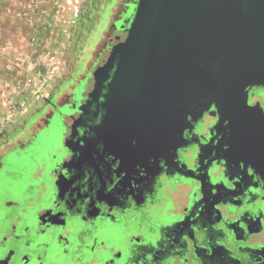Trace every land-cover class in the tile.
Returning a JSON list of instances; mask_svg holds the SVG:
<instances>
[{"label": "flooded vegetation", "instance_id": "1", "mask_svg": "<svg viewBox=\"0 0 264 264\" xmlns=\"http://www.w3.org/2000/svg\"><path fill=\"white\" fill-rule=\"evenodd\" d=\"M135 3L82 0L56 84L0 131V264H264V85L105 139L92 74Z\"/></svg>", "mask_w": 264, "mask_h": 264}, {"label": "water", "instance_id": "2", "mask_svg": "<svg viewBox=\"0 0 264 264\" xmlns=\"http://www.w3.org/2000/svg\"><path fill=\"white\" fill-rule=\"evenodd\" d=\"M92 77L105 139L116 128L170 134L211 103H244L264 85V0H136Z\"/></svg>", "mask_w": 264, "mask_h": 264}, {"label": "rangeland", "instance_id": "3", "mask_svg": "<svg viewBox=\"0 0 264 264\" xmlns=\"http://www.w3.org/2000/svg\"><path fill=\"white\" fill-rule=\"evenodd\" d=\"M14 1L15 4L11 7L0 10L5 23L2 26L4 30L0 31V116L6 106L3 94L16 92L18 101H23L28 90L24 85L25 79L28 75L37 76L45 72L43 65L49 64V59H53V63H50L53 64L50 68L53 78L49 86L56 84L55 81L62 73L61 69H64V60L60 59L61 48L69 38L71 25L79 15L82 0H18L20 3ZM82 17L86 18V15H82L81 20ZM106 21L100 22L98 30L91 36L87 34L89 21L79 26L81 32L85 27L88 38L93 40L90 57L100 45L99 31L104 30ZM91 60L92 58L87 59V63ZM63 90L62 94L67 88ZM29 104V110H32L38 103ZM20 124H23V121L17 120L15 126L19 128ZM10 125L9 122L6 126Z\"/></svg>", "mask_w": 264, "mask_h": 264}, {"label": "built area", "instance_id": "4", "mask_svg": "<svg viewBox=\"0 0 264 264\" xmlns=\"http://www.w3.org/2000/svg\"><path fill=\"white\" fill-rule=\"evenodd\" d=\"M53 63V59L48 60ZM44 64L43 67L46 69L45 72L38 74L37 76L28 75L24 81V85L28 88L25 98L22 101H18L16 92H9L3 94L4 101L6 102L5 111L0 116V131L10 123H14L21 117L25 116L28 111L30 104L36 103L42 100L47 93L49 82L53 78L52 70H50L53 64Z\"/></svg>", "mask_w": 264, "mask_h": 264}, {"label": "crops", "instance_id": "5", "mask_svg": "<svg viewBox=\"0 0 264 264\" xmlns=\"http://www.w3.org/2000/svg\"><path fill=\"white\" fill-rule=\"evenodd\" d=\"M17 3H20V1L17 0ZM14 4H15L14 0H0V10H5ZM3 24H5L3 21V16L0 14V31L1 32L4 30L2 27ZM0 36L2 37V35H0Z\"/></svg>", "mask_w": 264, "mask_h": 264}]
</instances>
